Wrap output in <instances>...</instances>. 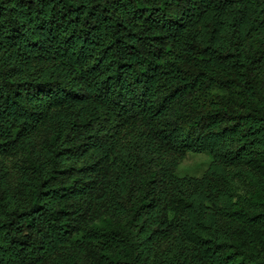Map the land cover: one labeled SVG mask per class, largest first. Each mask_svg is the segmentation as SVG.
<instances>
[{"label":"trees","instance_id":"16d2710c","mask_svg":"<svg viewBox=\"0 0 264 264\" xmlns=\"http://www.w3.org/2000/svg\"><path fill=\"white\" fill-rule=\"evenodd\" d=\"M0 264H264V0H0Z\"/></svg>","mask_w":264,"mask_h":264},{"label":"rangeland","instance_id":"374dc122","mask_svg":"<svg viewBox=\"0 0 264 264\" xmlns=\"http://www.w3.org/2000/svg\"><path fill=\"white\" fill-rule=\"evenodd\" d=\"M209 162L210 157L208 155L189 153L182 162L178 173L181 176H200Z\"/></svg>","mask_w":264,"mask_h":264}]
</instances>
